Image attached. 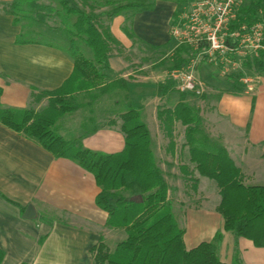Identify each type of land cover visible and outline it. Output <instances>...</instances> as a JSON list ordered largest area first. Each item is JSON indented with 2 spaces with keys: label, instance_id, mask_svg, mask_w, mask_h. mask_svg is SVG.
Segmentation results:
<instances>
[{
  "label": "crops",
  "instance_id": "obj_1",
  "mask_svg": "<svg viewBox=\"0 0 264 264\" xmlns=\"http://www.w3.org/2000/svg\"><path fill=\"white\" fill-rule=\"evenodd\" d=\"M13 1L0 0V17H11L3 9ZM154 1L153 9L130 15L131 19L115 17L105 22L114 41L109 75L112 80L124 81L128 104L140 108L153 142L155 131L154 136L161 143L159 151L163 152L162 163L171 167L172 177L181 181L177 177L181 173L182 180L190 181L194 169H179L178 163L164 161L167 155L178 159L174 130L180 123L174 122L170 138L158 112L173 109L181 92L170 77L174 59L165 65L167 55L173 52L175 57L178 49L170 36L176 12L171 6ZM158 15L164 18L159 19ZM10 24L17 29L13 19ZM16 37L10 53H0V108L39 112L49 104V97L44 94L62 87L73 73L74 62L62 49L38 42L17 44ZM136 45L149 48L134 60L132 49ZM166 51L168 54H164ZM252 74L256 79L254 91L246 93L245 89L237 91L214 66L204 63L198 67L197 78L206 86L205 98L200 99L212 103L208 115L200 113L202 133L198 138H205L204 143L214 149L223 148L241 170L245 185L260 186L264 182V72ZM160 85L166 86L162 95ZM109 92L77 94L74 98L78 110L59 119L54 132L85 150L107 155L121 153L125 138L119 116L128 105L119 109L117 96L105 97ZM175 95L178 100L172 103ZM204 180L209 179L199 176L197 188L206 195L207 189L215 187ZM215 190L218 197L219 189ZM99 193L92 174L71 160L55 158L36 141L0 123L1 264H93L92 251L101 243L113 252L126 234L107 226L108 214L96 205ZM208 198H204L203 208L186 213L187 250L211 242L221 233L219 257L223 263L231 264L238 248L242 264H264V249L225 232L223 219L216 212L220 201H216L212 211L207 208ZM28 208L33 210L30 217L26 215Z\"/></svg>",
  "mask_w": 264,
  "mask_h": 264
},
{
  "label": "trees",
  "instance_id": "obj_2",
  "mask_svg": "<svg viewBox=\"0 0 264 264\" xmlns=\"http://www.w3.org/2000/svg\"><path fill=\"white\" fill-rule=\"evenodd\" d=\"M56 1L58 9L37 0H14L7 13L17 27L22 22L46 25L49 18H59L62 28L51 29L48 26V32L66 40V45H49L62 49L73 59V73L62 87L44 94L49 97L45 109L35 112L0 108V123L36 141L55 158L73 161L95 178L100 189L96 198L97 207L108 214L107 226L124 230L126 239L113 252L103 243L93 249V264H226L219 257L221 233L216 234L211 242H202L187 250L185 230L175 217L174 205L169 198L170 187L158 166L152 136L142 120V112L140 108L128 104L124 81L112 80L109 75L111 44L114 41L105 22L126 11H149L155 1L79 0L82 7L77 0ZM188 1L178 0V5ZM103 7L110 9L97 12ZM177 16L178 13H175L172 25ZM258 22H264V0H244L231 29ZM19 37L17 44L27 43ZM79 44L92 52V60L81 54ZM189 51L184 46L177 49L170 71L187 63ZM244 67L249 72L263 73L264 54L247 61ZM240 78L241 75L234 74L226 80L237 91H243ZM165 87L159 86L160 95L166 92ZM112 88L123 92L117 97H122L124 105H128L119 116L125 138L121 153L107 155L85 150L54 132L59 119L78 110L74 98L77 94L93 90L106 93ZM1 96L0 88V99ZM188 96L195 95L180 93V100L174 108L160 110L158 119L170 138L174 122L185 127L190 164L194 165L200 177L214 181L219 189L221 200L216 212L223 219L224 231L264 249V186L245 185L241 170L227 152L223 148L214 149L204 143L206 140L198 138L202 133V120L200 112L186 101ZM200 98L204 99L205 94ZM3 258L4 253L0 250V264ZM231 264H242L238 248L234 250Z\"/></svg>",
  "mask_w": 264,
  "mask_h": 264
},
{
  "label": "built area",
  "instance_id": "obj_3",
  "mask_svg": "<svg viewBox=\"0 0 264 264\" xmlns=\"http://www.w3.org/2000/svg\"><path fill=\"white\" fill-rule=\"evenodd\" d=\"M244 0H189L170 28L176 48L190 49L187 63L170 74L181 93L201 97L206 86L197 78L203 63L214 66L220 76L241 75L246 93H252L256 79L244 63L264 54V22L234 30L232 22Z\"/></svg>",
  "mask_w": 264,
  "mask_h": 264
},
{
  "label": "rangeland",
  "instance_id": "obj_4",
  "mask_svg": "<svg viewBox=\"0 0 264 264\" xmlns=\"http://www.w3.org/2000/svg\"><path fill=\"white\" fill-rule=\"evenodd\" d=\"M39 3L44 4V5H49L51 7H53L54 9H58V5H57V1L56 0H37ZM158 2L160 4H166L168 6H171V8L173 9V12L179 13L183 7H185V5L187 3H185L184 5H178V0H158ZM77 4L82 7V3L81 1L77 0ZM9 5L4 7V11L5 14L7 13V9H8ZM110 8H98L97 12H102L105 10H109ZM1 13V12H0ZM135 11H126L121 13L120 15H118V19L121 18H127L129 17V19H131L132 16L130 15H134ZM159 19H163L164 16L158 15ZM157 17V15H156ZM128 21V20H127ZM12 19L9 16L4 17H0V53H10L12 47H13V40H16L15 37L16 36H20L19 38L24 41V42H38V43H42V44H56V45H66V40L61 39V38H57L53 35H50L48 32V26L51 29H55L56 27H60L62 28V22L61 20H59V18H57L56 16H53L51 18H49L47 20V24L46 25H31L27 22H22L20 24V26L14 28V26H12ZM60 33V32H57ZM56 35V34H55ZM59 36V34H58ZM17 38V37H16ZM12 42V44H11ZM149 47H145V46H138L136 45L135 47H133L132 49V58L134 60L139 59V57H141V51H142V55L144 54V50H147ZM121 49V47H120ZM79 50L81 52V54H83V56H85V58L92 60L93 59V54L92 52L85 47L84 45H80L79 44ZM176 50V48L174 49ZM173 52L169 53L166 51L164 52V54H168L167 57L165 58V65L168 64L172 59H174V57L171 55ZM174 54V53H173ZM189 54V52H188ZM169 61V62H167ZM172 63V62H171ZM206 63V62H205ZM204 64V63H203ZM208 64V63H207ZM170 65V63L168 64ZM224 80L226 78H223ZM119 93H123L120 90H116L115 88H112L110 90V92L108 94H106V98L108 97H112L114 98L117 95H120ZM206 93V92H205ZM121 96H123V94H121ZM178 95L174 96V102L175 103L178 100ZM188 102L191 104L192 107L194 108H198L197 110L201 113L203 112L204 115L210 112V105L212 103H206L203 102L200 97H195V96H188L187 97ZM116 100L119 101V109H122L123 104H124V100H122V97H117ZM78 102H83L82 100H78ZM123 103V104H122ZM171 103H169L170 105ZM85 110L81 111V113H84ZM179 126L174 130L175 134H174V138L177 141V145H178V159H176V157H174V159L172 160V158L170 156H166L167 159L164 158V161H166L168 164H174L176 165V163H178L179 165V169L184 168V169H194V165L190 164L189 162V155H188V150L189 147L187 146V139H186V135H185V130L184 128L178 124ZM155 135V131H153V149L155 152V155L157 156V162H158V166L161 168V170L163 171L164 174V178L166 180V182L169 184L170 187V191H169V197L170 200L172 201L173 205H174V213H175V217L179 223V225L182 228H185V222L187 219V211H193V210H198L200 208H203V203L204 202V198L207 197L208 195V199L206 200V204L207 202H209L208 204V209L214 211V209H216V204L220 201V195H218L217 197V191L215 189H217L216 184L214 181L211 180H204L206 181V183H208L209 185H212L215 187V189H207V193L206 195H203L201 192H199L198 184H197V179H199V175L198 173L194 172V174L191 175V180H187L184 181L182 180L183 177L181 175V173H178V171L176 170V172L178 173L177 177H180L181 181H178V179H174L172 177V172L173 170L171 169V167H167L164 166L162 161L163 159L160 157V155L163 156V152L159 151V146H160V140H158L157 137L154 136ZM157 138V139H156ZM201 140H205V138H202ZM200 140V141H201ZM167 142V141H166ZM165 147V145H164ZM199 147L204 148L205 147L203 145H199ZM209 150V149H208ZM168 153V152H167ZM173 161V162H171ZM163 168V169H162ZM197 177V178H196ZM260 186H264V182L259 183ZM176 187V190H175ZM174 189V190H173ZM205 194V193H204ZM216 198H218V200H216ZM216 201H218L216 203ZM214 239V237H213Z\"/></svg>",
  "mask_w": 264,
  "mask_h": 264
},
{
  "label": "water",
  "instance_id": "obj_5",
  "mask_svg": "<svg viewBox=\"0 0 264 264\" xmlns=\"http://www.w3.org/2000/svg\"><path fill=\"white\" fill-rule=\"evenodd\" d=\"M32 214H33L32 208H28L26 211V215L30 217Z\"/></svg>",
  "mask_w": 264,
  "mask_h": 264
}]
</instances>
